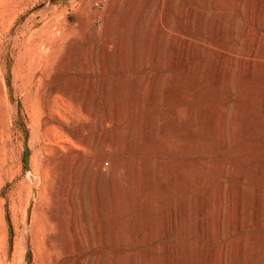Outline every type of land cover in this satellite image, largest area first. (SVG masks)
Masks as SVG:
<instances>
[{
  "label": "rangeland",
  "instance_id": "1",
  "mask_svg": "<svg viewBox=\"0 0 264 264\" xmlns=\"http://www.w3.org/2000/svg\"><path fill=\"white\" fill-rule=\"evenodd\" d=\"M95 1L0 0V264H95L99 255L105 264H115L116 257L126 264H221L210 255L213 248L251 234L253 246L248 244L245 252L227 257L223 264H264V246L255 253L264 234V216L261 226H254L255 222L253 230L244 227L232 237L231 195L227 191L220 203L213 198L226 183L239 188L245 205L249 180L245 181L252 177L251 151L264 149V114L258 103L264 97V79L237 80L229 95L212 80L174 68L176 48L172 42L181 27L178 16L194 0H173L164 12L168 15L165 22L157 8L148 10L152 13L145 19L148 25L143 24L142 40L135 48L129 41L125 47L129 50L122 54L126 59L115 53L119 41L115 38L116 18L107 13L110 1ZM196 1L206 8L204 0ZM228 1L219 0L223 5ZM260 2L262 18L264 0ZM148 12L144 11L145 15ZM161 36L163 40H155ZM156 42L164 46L163 59ZM152 55L162 60L156 61ZM155 73L162 76L160 84L165 87L161 84L159 89V85L150 89ZM143 78L150 85L139 83ZM184 92V98L178 97ZM220 104L230 111L233 104L238 116L241 105H246L244 118L251 134L234 140L228 131L229 143L220 146L219 139L202 123ZM186 107L199 112L187 135L173 117L175 109ZM147 123L154 129L151 137L141 135ZM134 133L137 137L128 142ZM97 159H102L106 173L104 196L100 201L88 196L79 204L70 200L71 194L63 188V161L69 162L75 174L80 163L85 161L90 170ZM71 161L80 163L73 167ZM128 162H150V174L144 175L148 180L142 182L143 173L134 175L131 187L116 183L114 193L107 176L111 179L115 163L123 166L117 177L124 181ZM222 166H233L239 175H226ZM73 178H68L67 184L74 187ZM259 187L264 197V182ZM196 198L203 203H197ZM219 208L225 209V233L216 244L204 232L210 230L208 225ZM172 211L179 215L177 219ZM248 211L244 208L237 220H247ZM199 220L207 222L204 230L195 232L193 223ZM119 232L122 249H118ZM185 243L193 251L183 259L176 250ZM207 252L209 260L204 257Z\"/></svg>",
  "mask_w": 264,
  "mask_h": 264
},
{
  "label": "bare ground",
  "instance_id": "2",
  "mask_svg": "<svg viewBox=\"0 0 264 264\" xmlns=\"http://www.w3.org/2000/svg\"><path fill=\"white\" fill-rule=\"evenodd\" d=\"M97 1H95V2H97ZM109 1H110V4L108 6V9H107L108 12L107 13H108V15L110 13L111 16L113 14V16L116 18V26L117 27L115 28V26H114V28L116 30V32H115L116 37L115 38L119 41V43L116 45V47H114V49H115V53H117L119 55H122L123 53H125V49H126L125 47H127L126 45H129V44L132 45L133 44V48H135L136 47L135 44H139L140 40H142L144 27L148 25L147 21H146L147 22L146 24L144 23L145 19L147 20V18H150L151 17L150 14L152 13L151 12L149 14L148 10H150L151 8L153 9V7L157 8L155 10L157 12L160 11L159 14H161V15L163 14V18H164L163 21L165 22V19L166 20L168 19V15L167 14L164 15V12H167L166 9H169L170 5L174 4V3L172 4L173 0H109ZM194 1L195 2L193 5L189 4L190 6L186 8V11L180 10V14L178 16V21H179L181 27H179V29L176 31V33H174L175 34V42H172V43H175L174 46L176 48V51H175V49L172 48L175 51V54L173 52H172L173 54L171 53L172 55H175L172 59V62L175 64L174 68L176 66L180 67L181 69L183 68L185 71L192 74L195 78L205 77L209 80H212V82L221 91L226 92L229 95L232 93V89L234 87L233 84L237 80H243V79L248 80V78H250V77H251V79H253V78L264 79V34L259 33V30H264V15L262 16V18L259 17V15H260L259 11H262V10H260V8H262V5L260 4L262 2H260V1H262V0H229L227 5H223L224 4L223 2L221 4L219 2V0H204L203 6L206 5V8H203L202 4L198 3L196 0H194ZM178 2H180V1L178 0ZM180 8H181V6H180ZM181 9L184 10L183 8H181ZM175 10H177V8ZM241 10H243L244 13H242ZM144 11L145 12L147 11L149 15H147V14L145 15ZM178 12H179V10H178ZM243 14H244V16H243ZM148 16H150V17H148ZM154 16H156V15H154ZM240 19L243 21L241 23H239V25H238L237 22ZM170 20H172V19H170ZM123 22H125L126 24H124ZM167 23H165V24H167ZM121 24L126 25V26L121 27L120 26ZM143 24H145L144 27H143ZM177 27H178V25H177ZM124 28H125V30H124ZM146 30H147V28H146ZM162 30L167 32V30H165L164 28ZM166 32H164V34ZM148 34L149 33H147V35ZM161 34H163V33H161ZM162 37L163 36H161V39L156 38L155 40L159 42V40H163ZM159 38H160V36H159ZM144 39L147 40V38H144ZM114 41H115V39H114ZM129 41L130 42L132 41V43H129ZM158 42H156V44ZM151 43H153V40ZM160 44H161V42H160ZM162 44L164 45V43H162ZM142 45H144V44L142 43ZM137 46H139V45H137ZM158 47H161L160 50L162 49V47L164 48V46H160V45H158ZM258 47H259V49H258ZM138 48H140V47H138ZM149 50H147V51H149ZM151 50H152V48H151ZM155 51H157V50H155ZM155 51H153V52H155ZM162 51H163V49L161 50L160 54H162ZM170 51H172V50H170ZM128 54H129V52H128ZM128 54L126 53V55H128ZM158 54H159V52H158ZM163 54H165V52ZM163 54H162V56L160 55L162 59L164 58ZM147 56H148V54H147ZM147 56L145 57L146 59H147ZM160 56L157 55L158 58ZM165 56H166V54H165ZM126 57L128 58V56H126ZM130 57H131V55H130ZM149 57H151V56H149ZM152 57L156 58V56H154V55H152ZM158 58H156V61ZM161 58L158 60L159 61L162 60ZM165 58H168V57H165ZM136 59H137V57H136ZM116 60H118V59H116ZM169 60H170V58H169ZM149 61H147V62H149ZM163 61H165V60H163ZM166 62H168V61H166ZM166 62H164V63H166ZM144 64H145V62H144ZM162 64H163V62H162ZM170 65L173 66V64H171V63H170ZM122 67L123 66H121L120 68H122ZM177 67H176V69H177ZM152 73H154V72H152ZM158 73H160V72H158ZM158 73L153 74V78H151V80H153L152 81L153 85H151L150 89H152V86L155 88L159 85V87L156 89H159L161 87L162 83L160 84V80L162 81V79H160V78L162 76H159L160 74L158 75ZM163 77H164V75H163ZM166 78H167V76H166ZM143 80H144V78H143ZM143 80H142V82H140L141 81L140 80L139 83L144 84L145 80L144 81ZM163 80H164V78H163ZM147 83H148V85H150L148 80L145 84H147ZM263 85H261V86L263 87ZM162 86H164V84H162ZM153 90H151V91H153ZM155 92H158V90ZM178 95H179L178 97L184 98L187 94L184 92V93H179ZM260 98H261V96H260ZM258 103H259V106L262 109V112L264 114V97H262L261 101H259ZM233 104H232V107H233ZM192 107L191 108L186 107L187 109H184L183 111L180 108H179L180 111L175 109V111L173 112L174 119L176 120L177 123H181L180 125L186 130L183 132V134H186V135L188 134V132H189V134L191 133V131L193 129L194 122H195V118H196L195 114H196V112H198V111H195V109H193ZM232 107H231V111H230V109H228L224 105L220 104L218 106V108L212 114H210L209 117L206 116L202 122L203 126L206 127L209 131H211V133H213L219 139L218 142H219L220 146H226L229 143L231 136H233L235 138L234 140H237L240 137L244 136L246 133H248V132L250 133L252 130V128L248 127L245 123L244 116H245V113L247 111L246 105H244V104H243V106L241 105V107L243 109H241L239 116H238V113H236L237 110H233L234 108L232 109ZM194 108H195V106H194ZM203 109H202V112H203ZM226 112H228L227 117H226V114H227ZM115 113L116 112H114V114ZM197 115H199V112L196 114V116ZM114 116L117 117V115H114ZM227 118L229 119L228 122H226ZM152 126L154 127L153 124H152ZM173 127H175V126H173ZM144 129H145L144 133L141 134L143 137H151L154 135V131H153L154 129H152L150 123H147L146 127ZM228 131L232 133L231 136H229L230 133ZM137 135L140 136L139 134H137ZM135 136H136L135 133L129 135L127 138V141L131 142V140L133 138H135ZM138 138H140V137H138ZM116 146L120 148V140L116 139ZM252 151L253 152L255 151V152L253 153ZM252 151H251V160H252V170H251L252 175L251 176L252 177H250L247 180H246V177H243L246 180L245 182H248V180H249V186L248 187L246 186L248 188L247 189L248 191H245L247 193H245L246 195L243 196V197H246L245 198V200H246L245 205L241 204V200H240V193L241 192L239 191V188L237 186L228 187V185L226 183H223V185H221V187L219 188L218 192L216 191V188H215V191H216L215 194L216 195L213 194V196L215 195V197L210 195L214 198V201H216V202L219 201V203H220V202H222V200L225 199L224 195H226L227 191H229V193H230L229 196L231 195V198L230 197L229 198L232 199V203H230L231 207L229 206L231 209H228V211L231 210V215H232L231 217L232 218L231 217L230 218L233 219L232 221H230L231 225H232V227L230 228L231 229L230 234L232 237L236 233L241 232L244 227H249L250 230H253L252 224L255 222H256V225H254V226H261L263 223L260 220H261V215L264 216V209H263V211L261 209L264 206V199H263L264 197L261 196V194H262L261 190L262 189H260L259 186L264 182V149L258 151L257 149L253 148ZM67 162L65 164V162L63 161L64 166H65L64 167L65 171L62 173L64 176L63 177V179H64L63 188L65 189V190L64 189L63 190H64V192L66 191V193L68 195H69V193L71 194L70 200H76V201H78L76 203L79 204L81 199H83V198L88 199V196H90V197L92 196V199H93V197H95L97 200H99L100 198H102L104 196V194L102 193V192H104V190H102V185H103L102 180L106 176V173H104L105 171L103 170L104 168H103V164H102V159L95 160V162L93 163L90 170H89V167L87 166V163L85 161L84 162L81 161L83 163H80V161H79L80 164L78 163L79 164V165L77 164L78 166L71 161L70 162L71 166L73 164H74L73 167L77 166L75 174H74L75 169L72 170V167H70V169L72 170L71 172H73V174H74V175L72 174V176L74 177L73 178L74 182H75L74 187L71 186L70 184H67L69 182L67 179L72 178L71 174H70L71 178L68 177L69 176L68 173H70L69 172L70 171V169H69L70 165H68ZM151 165L152 164L150 162H147V163L145 162V164L136 163V165L134 163H129V162L127 164L125 163L124 171L126 173V177H125L126 179L124 181L121 180V182H119V177H117V173L119 172V170L121 168H123V166L120 167L114 163L113 168H111V173H110L111 179L108 177L109 175L107 176V179L111 180V182L114 185L111 184V182H109L108 186L111 184L110 188L113 187L112 192L116 193V191H115V190H117L116 183H118L119 186L120 185L122 186V184L129 185V182L131 181V185H132V178L134 177V175L139 176L140 173H143L142 174V176H143L142 182H143L144 178H146L145 176L151 171V168H152ZM222 167H224V166H222ZM224 168H223V171H224L223 173H225L226 175H230V174L232 175V174H236V173H237V175H239L238 174L239 171L236 172V170L233 166H228V167H224ZM179 174L181 175V173H179ZM116 177L118 178V181H117ZM137 180H138V178H137ZM105 181H106V179H105ZM140 181H141V179H140ZM242 181L244 182V179H241L240 182H242ZM106 182H104V183H106ZM147 182L149 183V181H147ZM145 183L146 182H144V184ZM173 183H174V180H173ZM171 187H172V185H171ZM106 190H109V188H106ZM105 193H107V191ZM114 193H113V195H115ZM85 195H86V197H85ZM182 195H184V194H182ZM197 198H196V200H197ZM199 199H200V197H199ZM200 200L203 201V199H200ZM99 201H96V202H99ZM199 201L197 203H199ZM202 201H200V203ZM66 202H67V200H66ZM70 202H72V201H70ZM74 202H72V203H74ZM167 204H170V202ZM199 205L200 204H198V207H199ZM201 206H203V205L201 204ZM244 208L249 210L248 216H245V217H247V220H245V221L237 220L240 217V215L243 213ZM224 213H225V209H224V212L221 208H219V210H216L214 212V215L212 214L214 221H212L211 225H208L209 227L211 226L210 230L208 232L203 231L205 234L207 233L206 235L208 236V239L212 243L217 244L218 242H220L222 240L224 233H225L224 232V228H225L224 222L225 221L223 222ZM176 215L179 216L176 211H172V216L175 217ZM245 217H242V219H244ZM175 218L177 219V217H175ZM201 220L195 221V223H193L194 229H196V230H194L195 232L196 231L200 232V231L204 230L207 221H201ZM176 223H177V221H176ZM228 224L230 225V223H228ZM170 225H172V223ZM170 227H172V226H170ZM261 228L263 229V227H261ZM185 231H182V233H186ZM187 231H190V230H187ZM204 233H203V235H204ZM186 234L188 235V233H186ZM251 235L250 236L249 235L248 236L241 235L237 238L233 237L234 239L231 238L232 240L228 241L227 243H223L219 246L217 245L214 248L212 247L214 249V254L213 255L210 254V255L213 257L214 260H216V262L218 261L219 263L223 264L227 261V257H232V256L237 257L240 254H242L243 252H245V248L248 244L253 246V240L254 239L251 237ZM263 235H261L262 237L259 241L260 242L259 246H257L255 248L256 250L254 249L256 251V252L254 251L255 253H258L259 251H261L260 249H262V247L264 246V236ZM117 238L120 241L118 244V249H122V245H121L122 243L120 240L122 238V234H120V232L117 235ZM258 238H259V236H258ZM193 244H195V243H193ZM185 245H186V243H185ZM203 245H204V243H203ZM199 246H200V244H199ZM176 251H178V252L180 251V256L183 259H186L192 255L193 250L192 251L189 250L188 246L186 245V246L179 247L178 250H176ZM249 253H250V250L248 251V254ZM249 255H251V254H249ZM204 257H205V259H208V257H209L208 252L204 255ZM213 259H211V260H213ZM115 260H116L115 264H126V263H124V260L120 257H118V258L116 257ZM133 260L136 261V259H133ZM95 264H105L102 255H99L97 257ZM132 264H139V263L132 262Z\"/></svg>",
  "mask_w": 264,
  "mask_h": 264
}]
</instances>
